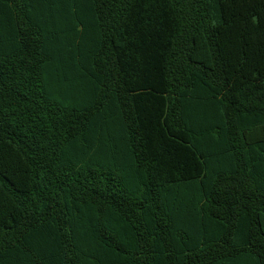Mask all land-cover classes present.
Wrapping results in <instances>:
<instances>
[{
	"label": "trees",
	"instance_id": "trees-1",
	"mask_svg": "<svg viewBox=\"0 0 264 264\" xmlns=\"http://www.w3.org/2000/svg\"><path fill=\"white\" fill-rule=\"evenodd\" d=\"M0 264H264V0H0Z\"/></svg>",
	"mask_w": 264,
	"mask_h": 264
}]
</instances>
